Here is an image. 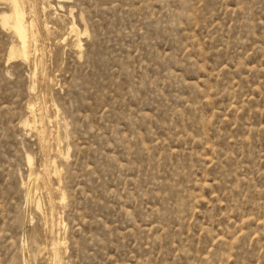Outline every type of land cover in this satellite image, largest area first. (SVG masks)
I'll return each instance as SVG.
<instances>
[{"label":"rangeland","instance_id":"1","mask_svg":"<svg viewBox=\"0 0 264 264\" xmlns=\"http://www.w3.org/2000/svg\"><path fill=\"white\" fill-rule=\"evenodd\" d=\"M27 1L29 61L0 21V264H264V0Z\"/></svg>","mask_w":264,"mask_h":264},{"label":"bare ground","instance_id":"2","mask_svg":"<svg viewBox=\"0 0 264 264\" xmlns=\"http://www.w3.org/2000/svg\"><path fill=\"white\" fill-rule=\"evenodd\" d=\"M10 1V5L11 8L8 11H2L0 12V21L1 23L7 27H9V29H11L13 31V33L16 35V37L18 38V43L15 45H12L9 48V55L10 57L13 56H21V58H23L22 60H27L29 61L31 58V54H32V50H33V43L35 42L37 45L35 47V50L38 49V30L36 29V21L34 18H32V16L30 15L31 13L28 10V1L27 0H9ZM50 2V1H48ZM47 2V4H49ZM43 3H46L45 1ZM42 3V4H43ZM36 4V3H35ZM46 4V5H47ZM51 4V3H50ZM49 4V6H50ZM32 6V5H31ZM39 7V6H38ZM40 8V7H39ZM43 9H47V6H43ZM41 10V9H40ZM29 13V14H28ZM47 25V24H46ZM46 28V27H45ZM71 32L74 33L78 38L79 42L81 43V35L82 32L79 29L78 25L74 22L71 25ZM86 33V32H85ZM71 34V33H70ZM71 37V36H70ZM78 46V45H77ZM81 46V44L79 45V47ZM37 68V67H36ZM34 104V103H33ZM35 107V105H33ZM43 109V108H41ZM36 110V108H35ZM32 109V111H35ZM38 111V110H37ZM36 112V111H35ZM35 114L34 112L32 113V115ZM37 114V113H36ZM50 119V118H49ZM35 123H39V126L37 124V126L35 127L36 129H38L39 131H41V133H44V120L42 118H36L34 119ZM30 123V122H29ZM28 123V124H29ZM36 125V124H35ZM34 127V126H33ZM40 134V133H39ZM41 135V134H40ZM39 135V136H40ZM42 137V135H41ZM40 138V137H39ZM44 138V137H43ZM42 142V141H41ZM43 147V146H42ZM28 158V157H27ZM29 163L32 164V158L29 157L28 158ZM56 162V161H55ZM55 165V173L57 174L59 169L57 166V163L54 164ZM52 165V166H53ZM32 166V165H31ZM30 166V167H31ZM33 169H31L32 171ZM36 171V170H35ZM33 172V171H32ZM45 172V171H44ZM31 173V172H30ZM52 173V172H51ZM32 174V173H31ZM30 174V175H31ZM55 174V175H56ZM39 175V173H38ZM52 175V174H51ZM40 176V175H39ZM32 177V176H31ZM31 177H29L31 179ZM37 178V177H36ZM29 179V181H30ZM40 179V178H39ZM38 179V180H39ZM32 180V179H31ZM37 180V181H38ZM40 182V181H39ZM35 183V182H34ZM39 184V183H38ZM62 196V195H61ZM66 197V196H65ZM64 198V194L62 199ZM62 201V200H61ZM51 203V202H50ZM39 205V204H38ZM52 208V207H51ZM52 210V209H51ZM56 211V210H55ZM52 218H54L52 216ZM56 219V218H55ZM53 220V219H52ZM59 223V222H58ZM60 225V224H59ZM60 241V240H59ZM61 244V243H60ZM60 246V245H59ZM55 254V253H54ZM57 261V260H56Z\"/></svg>","mask_w":264,"mask_h":264}]
</instances>
